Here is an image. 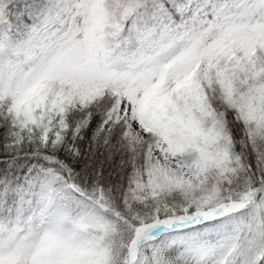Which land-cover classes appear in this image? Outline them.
<instances>
[{
	"label": "snow or ice",
	"instance_id": "obj_1",
	"mask_svg": "<svg viewBox=\"0 0 264 264\" xmlns=\"http://www.w3.org/2000/svg\"><path fill=\"white\" fill-rule=\"evenodd\" d=\"M0 264H264V0H0Z\"/></svg>",
	"mask_w": 264,
	"mask_h": 264
}]
</instances>
